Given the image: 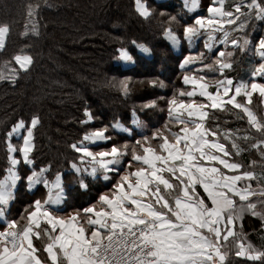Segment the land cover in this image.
<instances>
[{
  "label": "snow or ice",
  "instance_id": "snow-or-ice-1",
  "mask_svg": "<svg viewBox=\"0 0 264 264\" xmlns=\"http://www.w3.org/2000/svg\"><path fill=\"white\" fill-rule=\"evenodd\" d=\"M135 3L140 15H149L142 0H135ZM223 3L224 0H218L217 6V0H213L207 9L209 17L197 16L193 24L184 27L183 36L189 43L202 30L219 25V28H213V32L222 31L220 43L228 44L229 32L224 30L223 25L236 24L245 15L241 12L242 7H246L248 16L254 13L256 19L264 20V0L236 4L235 14L225 10ZM185 6L188 7V0H185ZM196 7L197 0H191V8ZM32 14L30 10L28 15L31 17ZM247 24V19L241 21L236 30H244ZM213 32L208 33L204 44L209 52L213 47L210 41L216 39ZM8 33L7 25L0 26V49L5 46ZM166 35L173 45L179 43V37L171 28L166 30ZM230 43L243 48L251 41L245 38L240 45L233 38ZM138 47L143 53L150 52L144 45ZM253 47L260 62L254 67L250 82L234 83L232 78L224 76V70L230 69L232 63L223 58L231 57V51L216 53L215 70L224 78L215 81L214 91L210 90L213 85L203 75L183 76V84L189 89H180L167 101L168 118L172 124L179 126L176 130L166 124V131L157 129L151 135L141 132L131 147L128 144L122 148L113 145L110 150L93 151L89 144L110 139L107 130L101 128L86 133L80 143L71 145L80 154V163L90 166L81 169L73 162L70 166L75 173H89L96 177L102 171L103 178L108 180V174L115 172L118 179L111 185L110 191L99 196L96 204L75 210L68 218L55 214L46 206L58 205L62 201L60 176L53 185L57 189L55 198L50 195L47 201L34 200L26 208L25 215L21 216L27 221L23 227H18L17 220L6 218L18 182H25L29 191L35 185L49 186L44 176L47 170H33L34 160L31 157L35 148L33 129L39 124V117L31 118L19 147L13 145L10 138L26 125L23 120L15 124L7 134L8 174L0 180V217L4 218L5 224L0 229V264H44L36 255L33 243V237L40 238L42 232L48 237L44 251L51 264H225L226 253L222 248L230 237L235 236L236 221L245 211L253 216L261 213L257 212V206L252 202L237 207V197L243 202L255 194L251 191V184L240 187L239 182L255 179V173L241 171L243 165L231 159L232 152L217 139L218 131L206 126V121L209 109L224 110L231 105L241 110L248 123L264 134V123L246 106L254 93L264 97V82L257 79L264 80V36L259 37ZM204 55L199 53L198 57L202 59ZM198 57L186 55L180 67L185 68ZM119 59L132 62L133 56L121 48ZM14 60L23 71H28L33 63L31 55L18 54ZM204 67L211 69L213 65L205 64ZM15 78H11L13 83ZM124 89L127 91V84ZM197 96L201 98L199 101L195 99ZM239 97L245 98L246 103H242ZM84 114L88 121L93 119L87 109ZM136 123L140 126L138 120ZM112 127L129 134L133 131L119 122ZM224 138L231 140L232 149L239 155L242 148L237 139L241 137L233 138L231 131H227ZM261 145H264V139L256 141L251 147L260 149ZM126 156L130 159L124 160ZM21 164L30 167V174H19L18 166ZM122 164L124 167H121ZM81 186L87 187L83 182ZM78 220L83 222L77 223ZM42 221L49 227L41 229ZM235 256L264 264V251L255 250L251 244L238 243Z\"/></svg>",
  "mask_w": 264,
  "mask_h": 264
},
{
  "label": "trees",
  "instance_id": "trees-1",
  "mask_svg": "<svg viewBox=\"0 0 264 264\" xmlns=\"http://www.w3.org/2000/svg\"><path fill=\"white\" fill-rule=\"evenodd\" d=\"M197 1L200 4L202 0ZM143 2L149 9L146 18L137 11L135 0H0V26L9 27L5 46L0 49V77H3L0 78V180L5 178L10 166L7 134L20 120L26 127L13 133L11 143L17 147L22 145L31 118L38 116L39 124L33 129V170L45 168L44 176L48 181L60 175L63 183H71L67 190H72L81 176H77L70 165L73 162L83 167L87 164L80 163V155L71 145L80 143L85 133L101 126L107 127L112 135L120 136L122 142L131 144L145 128L143 104L167 98L169 88L164 90L163 83L153 84L148 89L139 80L144 77L165 79L174 81V89L186 90L181 75L192 66L181 68L180 63L186 53H193L196 48L189 42L184 45L180 28L193 24L195 17L187 13L179 0ZM30 10L31 17L28 15ZM172 17L176 19L170 21ZM262 23L256 24V29L263 26ZM176 24H180V28ZM169 28L179 37L178 49L166 35ZM263 35V31L257 34L258 37ZM138 45H144L150 52L143 53ZM121 48L133 56L131 65L125 66L119 59ZM18 54L32 56L33 63L28 71L21 70L15 63L14 57ZM205 61L211 62L209 58ZM12 77H16L14 83ZM115 78L135 79L133 89L119 90L112 81ZM162 105H166L165 100L159 106ZM159 108L154 111V117H163L164 121L167 117L165 109ZM85 109L91 112L95 121L89 125L81 123L86 118ZM98 113L104 116V122L95 120ZM233 113L229 110L211 112L207 125L217 126L221 139H225L227 131H231L233 138L241 137L237 143L242 151L236 155L233 150V158L255 173V179L248 181L255 194L250 201L239 205L255 203L261 215L243 212L234 231H240L238 240L249 241L258 251H264V195H261L264 192V147H251L264 139V134L244 124L240 113ZM221 118L228 124L219 129L220 124L216 121ZM137 120L140 126H137ZM116 122L133 130L132 133L114 129L112 125ZM244 136L250 139H242ZM225 142L231 146V140L225 139ZM105 143H92L89 147L102 148ZM18 171L21 176H26L30 174V167L21 164ZM44 189L45 186L40 184L28 191L24 182H20L8 217L11 218L16 206L22 210L31 204ZM98 190L96 188L95 193ZM77 195L76 199L83 205L85 198ZM236 250V240L229 239L222 248L226 253L225 264H262V261L236 257Z\"/></svg>",
  "mask_w": 264,
  "mask_h": 264
},
{
  "label": "crops",
  "instance_id": "crops-1",
  "mask_svg": "<svg viewBox=\"0 0 264 264\" xmlns=\"http://www.w3.org/2000/svg\"><path fill=\"white\" fill-rule=\"evenodd\" d=\"M242 2H244L246 4L248 2V0H227V4L223 7L225 10H231L235 14L234 6L236 4H239ZM188 3H190V7L187 8V10H188L187 13L191 14L194 17H197V16H202L205 18L209 17V13L207 11L208 8H203L202 1L200 4L197 1V7L194 9L191 8V0H188ZM210 4H213V1H211ZM217 6H219L218 2H217ZM241 12L245 13V15L241 16L240 20H238L236 22V24H232V25L225 24V25H223L224 30L229 32V43L228 44L225 45V44L220 43V39L223 36L222 31L213 32V28H219L220 27L219 25H215L213 27H208V28L202 30L201 34L198 37L194 38L193 41L191 42V44L193 46H195V48H196V50L193 52V54L198 51L199 53H205V55L202 59L200 58L196 62L190 64L192 66V68L187 67L185 74L205 76L207 78L208 83L213 85V87L210 90H213V91L215 90L214 85H215L216 80L224 78L220 75V73L218 71L215 70V68H216L215 61L217 59L216 53L218 51H225V52L231 51L233 53V55L231 57L226 56L223 59L232 63V67L230 69L224 70V76L232 78L234 83L250 82L252 80L251 73H252L254 67L260 62V58H259V56L256 55L253 45L256 43L257 39L259 38L257 36L258 32L263 31V33H264V30H263L264 25L263 26L260 25L261 27L258 26L257 29H256L255 25L260 24L261 22H263L262 24H264V20L256 19L254 13L251 16H248L247 15L248 10L246 9V7H242ZM245 19L248 20V24L246 25L245 29L244 30H236L238 24ZM210 32H213V35L216 37L215 41H210V43L213 44L211 52H209L208 49H206L204 47L205 41L208 38V33H210ZM233 38L237 39L240 42V45H243V40L245 38L249 39L251 41V43L247 46H243V48H241V46H233L230 43L231 39H233ZM173 46L175 49H178L179 43L177 45H173ZM206 58H209L211 60V62H206L205 61ZM122 63H123V65L128 66V65H131L133 63V61L132 62L123 61ZM205 64H212L213 68L209 69V68L205 67L202 70H198L196 67L199 65L204 66ZM257 79L259 82H264V80H261V78H257ZM185 88H186V90H188L189 86H185ZM185 99H187V98L185 97ZM195 99H197L199 101L201 98L197 96ZM238 99L242 103H246L245 98L239 97ZM246 106L249 107L253 111V113L256 115L257 119L261 123H264V97H261L258 93H254L252 98H251V102L247 103ZM227 110L234 112L233 114L240 113L241 114L240 119L244 122V124H247V126L250 127L252 130L257 131L255 128H253L248 123L247 116L241 110L235 109L231 105H228L224 110H220V109L212 110V109H210L209 114L212 111L213 112L218 111L219 113H221V112H224ZM226 117H228V115H226ZM233 117H234V115H232V118ZM221 119L216 121L217 125L222 124ZM222 120H224V119H222ZM207 122H208V119L206 121L207 127L217 131V128H216L217 126H214V127L209 126V125H207ZM226 124H228L227 121H225L224 124H222V125H226ZM217 139H219V141L221 143H224L226 145V147L229 149V151L232 152L231 159L241 163L238 159L233 158L232 147L226 144L225 139H221L220 133H219V136L217 137ZM98 142H102V141H98ZM249 169H250V167H249ZM247 170L248 169L246 168V166L243 165V168L241 169V171H247ZM250 171H251V169H250ZM108 175H109L108 180H105L103 178L104 174L102 171L98 172V175H96V177H93L90 179L83 178V177L78 178V180L75 181V188L72 190L71 189L67 190L68 187L71 186V183L66 185L61 180L60 182H61V185L63 188V197H62L61 203L56 205L55 207H50L49 205H46V206L49 207L51 210H53L55 214L63 216L67 212H69L71 210V208L73 209V207L74 208L76 207L78 210V209H82L84 207L96 204L98 202V198L100 195L105 194L107 191L111 190V185L116 181V179L118 177L117 173H115V172L109 173ZM110 176H112V179ZM82 182L87 185L86 188L81 186ZM19 183L20 182L17 183V187H18ZM24 184H25V182H24ZM246 184H248V181L239 182L240 187H244ZM16 188L13 191H16ZM96 188H99V190H98L99 192H97V193H95ZM25 189L27 190L26 186H25ZM66 190H67V192H66ZM56 193H57V189H55L54 187H49V188L45 187L43 192H41V195H37V197L34 200L39 199L42 202L47 201L49 199L50 195L52 197H54V196H56ZM76 193L82 195V199L85 198V201H83V205H80L78 200L76 199L78 197V195ZM73 195H76V196H73ZM92 196L94 198H92ZM252 197H253V195L250 196L249 199ZM14 199H15V192H14L13 200ZM13 200L10 201V207L13 203ZM248 201H250V200H248ZM236 202H237V207L239 208V206H240L239 203L242 201H240L239 198L237 197ZM8 213H9V211H8ZM8 213H7L6 218L8 220H12L11 218L8 217ZM83 216H84V214L82 213L81 217H83ZM64 218H68V217L65 216ZM81 222H83V221L82 220L77 221V223H81ZM238 222H239V220L236 221L235 226H238ZM4 226H5L4 218L0 217V229H2ZM84 226L86 227V229H88V227H89L86 224V222H84ZM45 227H49V226L46 225V223H44L42 221L41 222V229H43ZM41 229H34V231H40ZM263 231H264V227H263ZM42 233H41L40 238H38V239L35 236L33 237V242L35 241L37 246H38L36 255L41 259L42 262H44V264H51L50 260L47 259V253L44 251V248H45L46 243L48 241H46L45 244L41 243V240L44 239L41 237L45 236ZM229 239H234V238L230 237ZM240 242H242V241L240 240ZM240 242H238V243H240ZM39 243H40V245H39ZM247 244H251L255 250H257V251L259 250L256 248V246H254L253 243L246 241L245 245H247Z\"/></svg>",
  "mask_w": 264,
  "mask_h": 264
},
{
  "label": "rangeland",
  "instance_id": "rangeland-1",
  "mask_svg": "<svg viewBox=\"0 0 264 264\" xmlns=\"http://www.w3.org/2000/svg\"><path fill=\"white\" fill-rule=\"evenodd\" d=\"M180 2H181V4H182V6L186 9V11H188L187 10V8L188 7H190V3H188V7H186L185 6V0H179ZM211 1H213V0H202V5H203V8H208L209 7V4H210V2ZM217 2H218V0H217ZM143 4H144V2H143ZM227 4V0H225V2L223 3V6H225ZM145 5V4H144ZM146 6V5H145ZM148 12H149V9H148ZM140 14V13H139ZM142 16V15H141ZM148 16V15H147ZM142 18H146V16H142ZM170 21L171 20H173L172 18H170L169 19ZM174 23H177V21H175ZM177 25V27H179L180 28V24H176ZM181 29V31H183L184 30V27L183 28H180ZM263 30H264V27H263ZM183 38L184 37H182V41H184V45H186V43H188V41L185 39V40H183ZM179 45H180V41H179ZM187 46V45H186ZM179 47V46H178ZM198 54H199V52L197 51V52H195L194 54L193 53H186L185 55H184V57L186 56V55H193V56H197L198 57ZM184 59V58H183ZM183 59H182V62H183ZM200 58L198 57L197 59H196V61L197 60H199ZM195 61V62H196ZM123 62V61H122ZM181 64V63H180ZM197 67V69L198 70H202L203 68H205L204 66H202V65H199V66H196ZM166 76L167 75H169V72H165L164 73ZM185 74H182L181 75V77H183ZM112 81H114V83L117 85V88L119 89V90H123V91H125V89H124V85L125 84H127V91H130L131 89H133V83H135L134 81H135V79H130V78H128V79H125V78H115L114 80H112ZM140 81V83H142L146 88H148V89H151V86H153V82L155 81L156 83L155 84H157V83H159V82H161V83H163V85L165 86L163 89L164 90H166V89H168L169 88V90H168V92H169V94H168V96H167V98H165V99H161L160 101H159V99L158 100H152V101H147V102H145L144 104H143V106H144V111H145V113L143 114V116H142V119H143V122H144V124H145V128H144V134H147V135H151V133L153 132V131H156L157 129H159V130H161V131H166V129H165V125L167 124L168 125V127L169 128H171L172 130H176L179 126H176V125H174V124H172L170 121H169V118H168V104H167V101L169 100V99H171V97L174 95V94H177L178 93V91L179 90H177V89H174L173 87H172V85H173V83H174V81H173V83H172V81H166L165 79H162V81L161 80H158V79H156V78H154V77H144V79L142 78L141 80H139ZM171 88V89H170ZM135 89V88H134ZM126 92V91H125ZM162 100H165L166 101V105H162V106H159V105H161L162 104ZM157 103H160L159 105L157 104ZM150 105H154V106H150ZM159 107H161V110L163 111L164 109H165V115L167 116L166 117V119H164V121H163V117L162 118H156V117H154V111H158V110H160V108ZM155 108V109H154ZM208 111H210V109L208 110ZM213 112V111H212ZM217 113H219L218 111H216ZM110 114H112V113H110ZM210 115V114H209ZM107 118H109V117H107ZM95 120L97 121V122H104L105 120H104V116L102 117L99 113H98V116H97V118H95ZM84 121H87V122H84ZM92 121H94V118L92 119V120H90V121H88L87 120V117L86 118H83V120H82V125H89V124H91L92 123ZM95 122V121H94ZM224 120H222L221 119V123L222 124H224ZM220 125L219 126V129H222V126H225V125ZM101 128H105L107 131H106V134L110 137V139H108L107 141H105L106 143H105V147H102V148H100V147H95L94 149H92L93 151H103V150H110V148L113 146V145H115V146H117L118 148H122L123 147V145H125V144H128L127 142H122L121 141V138H120V136H117V135H112L111 133H110V131H109V129L107 128V127H104V126H101L100 128H98V129H101ZM95 129H93V130H89L87 133H89V132H92V131H94ZM97 130V129H96ZM218 131V130H217ZM219 132V131H218ZM219 133H221V131L219 132ZM86 134V133H85ZM25 136V135H24ZM139 137H137L136 139H138ZM87 143V142H86ZM96 143H101V142H96ZM134 143V142H133ZM133 143H131V144H128L130 147H131V145L133 144ZM153 143H155V141L153 142ZM262 146V145H261ZM263 147H264V145H263ZM77 153V152H76ZM79 154V153H78ZM80 155V154H79ZM125 158V160H128V159H130V156H126V157H124ZM80 167H81V169H83V168H85V167H90L89 165H84V167L82 166V165H79ZM121 167H124V165H121ZM248 170L247 171H250V169H249V167H246ZM19 172V171H18ZM75 173V172H74ZM7 174L8 173H6V175L5 176H7ZM20 174V173H19ZM77 176H81V177H83V178H87V176L86 175H89V173H83L82 175L81 174H78V173H75ZM97 175H98V173H97ZM57 177V176H56ZM56 177L54 178L53 177V181H49V184H55V182H56ZM111 177V179H112V176H110ZM90 178H93V176L92 177H90ZM117 179H118V177H117ZM3 180V179H2ZM62 180V179H61ZM47 188V187H46ZM48 188H49V186H48ZM15 190V189H14ZM13 192H15V191H13ZM108 192V191H107ZM14 197V196H13ZM55 197V196H54ZM53 197V198H54ZM20 199H21V197H20ZM30 204H28L26 207H24L22 210L18 207V206H16L14 209H13V211H12V213H11V219L13 220H17L18 221V227H23L24 226V224H26L27 223V221H26V219H24V220H22L21 219V216H24L25 215V210H26V208L29 206ZM20 207H21V205H20ZM75 210H77V208L75 207H73V209L71 208V210L69 211V212H67L65 215H63L62 217H65V216H67V217H69ZM81 215H82V212H81ZM239 230L237 231V232H235V236H234V239L236 240V242H237V244H238V242H240V240H238V238L240 237V235H239ZM43 234V233H42ZM41 238H44V239H42L41 240V243L42 244H45V242L46 241H48V237L45 235L44 237H41ZM241 238L243 239V237L241 236ZM242 241V240H241ZM243 242V241H242ZM34 243V246L36 247V249H37V244H36V242L34 241L33 242ZM245 244H246V241H245ZM39 245H40V243H39Z\"/></svg>",
  "mask_w": 264,
  "mask_h": 264
},
{
  "label": "built area",
  "instance_id": "built-area-1",
  "mask_svg": "<svg viewBox=\"0 0 264 264\" xmlns=\"http://www.w3.org/2000/svg\"><path fill=\"white\" fill-rule=\"evenodd\" d=\"M163 1H164V0H163ZM224 2H225V0H224ZM58 176H60V175H58ZM86 176H87V177H92V175H90V174H89V175H86ZM56 178H57V177H56ZM60 178H61V176H60ZM35 186H37V185H35ZM35 186H34V187H35ZM34 187H33V188H34ZM49 187H53V184H52V183L49 184ZM54 198H55V197H54ZM54 198H53V199H54ZM56 205H57V204H51V205H49V206H50V207H55ZM105 242H106V241H105Z\"/></svg>",
  "mask_w": 264,
  "mask_h": 264
}]
</instances>
